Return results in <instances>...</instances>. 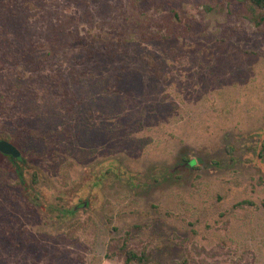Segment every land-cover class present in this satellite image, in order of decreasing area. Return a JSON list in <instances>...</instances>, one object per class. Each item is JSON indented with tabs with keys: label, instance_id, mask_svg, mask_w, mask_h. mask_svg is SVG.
<instances>
[{
	"label": "rangeland",
	"instance_id": "obj_1",
	"mask_svg": "<svg viewBox=\"0 0 264 264\" xmlns=\"http://www.w3.org/2000/svg\"><path fill=\"white\" fill-rule=\"evenodd\" d=\"M207 1L0 0V264H264V22Z\"/></svg>",
	"mask_w": 264,
	"mask_h": 264
},
{
	"label": "trees",
	"instance_id": "obj_2",
	"mask_svg": "<svg viewBox=\"0 0 264 264\" xmlns=\"http://www.w3.org/2000/svg\"><path fill=\"white\" fill-rule=\"evenodd\" d=\"M247 12L248 19L256 26L264 22V0H237ZM218 4V0L207 1L204 5L207 10L212 9ZM177 16V13H176ZM9 137L6 134H0V140H7ZM12 161L16 163L15 159L10 156ZM194 161L191 160L190 164H193ZM18 168L17 165L14 164ZM124 251V264H145L148 261V256L142 252H137L133 249L127 248L125 245L122 247ZM185 264V263H180Z\"/></svg>",
	"mask_w": 264,
	"mask_h": 264
},
{
	"label": "water",
	"instance_id": "obj_3",
	"mask_svg": "<svg viewBox=\"0 0 264 264\" xmlns=\"http://www.w3.org/2000/svg\"><path fill=\"white\" fill-rule=\"evenodd\" d=\"M0 150L5 152H11L13 149L11 145L5 140H0Z\"/></svg>",
	"mask_w": 264,
	"mask_h": 264
}]
</instances>
